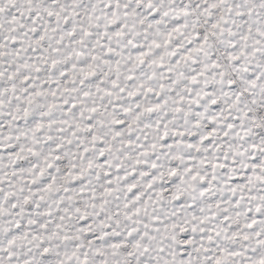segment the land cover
Instances as JSON below:
<instances>
[{
	"label": "snow or ice",
	"instance_id": "6c2138e0",
	"mask_svg": "<svg viewBox=\"0 0 264 264\" xmlns=\"http://www.w3.org/2000/svg\"><path fill=\"white\" fill-rule=\"evenodd\" d=\"M0 264H264V0H0Z\"/></svg>",
	"mask_w": 264,
	"mask_h": 264
}]
</instances>
